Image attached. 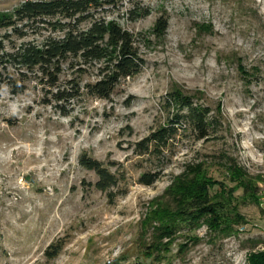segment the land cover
<instances>
[{"label":"rangeland","instance_id":"374dc122","mask_svg":"<svg viewBox=\"0 0 264 264\" xmlns=\"http://www.w3.org/2000/svg\"><path fill=\"white\" fill-rule=\"evenodd\" d=\"M25 1L0 0V19ZM132 9L149 14L130 21ZM95 16L130 32L144 61L109 100L85 94L94 69L64 71L49 87L9 61L21 44L62 32L38 21L0 26V264H246L264 250V0H118ZM69 81L81 95L57 103L52 94ZM177 94L207 110V138L189 128ZM171 124L177 132L161 154L134 151ZM83 155L117 177L113 201L90 186L96 176L80 165ZM231 161L252 190L235 202L244 221L235 232L174 214L167 190L188 166L203 165L201 183L230 188ZM145 173L157 174L150 186L138 182ZM53 244L61 250L48 259Z\"/></svg>","mask_w":264,"mask_h":264},{"label":"trees","instance_id":"16d2710c","mask_svg":"<svg viewBox=\"0 0 264 264\" xmlns=\"http://www.w3.org/2000/svg\"><path fill=\"white\" fill-rule=\"evenodd\" d=\"M117 1H25L12 16H3L0 19V26L12 27L14 31H17L15 27L17 23L38 21L48 24L53 31L62 32V36H48L38 45L21 44L13 53L7 54L9 61L20 69L38 72L49 87L56 86L64 71L80 77L87 74L89 69H94L96 80L85 85V94L91 98L109 100L121 81L138 75L144 64L130 32L124 30L114 19L95 16L97 10L113 8ZM148 14L147 10L139 13L132 9L127 12L130 21ZM82 24H85V27L81 28ZM166 29V21L158 20L156 32L163 34ZM70 81L69 90L58 88L52 94L57 103L66 102L81 95L79 84L72 85ZM13 93L20 94L22 89ZM172 98L178 109L185 110L182 117L189 128L198 133L197 139L207 138L209 128L207 110L197 107L189 98L178 94L172 95ZM176 132L175 125L164 126L137 142L134 151L138 155L161 154L162 149L167 146L169 139ZM79 163L85 170L96 176L95 183L90 186L106 194L109 201H113L116 196L113 189L118 183L115 174L101 162L85 155L80 158ZM228 171L233 183L230 188L226 187L224 182L215 180L201 183L207 179L203 165L188 166L167 190L170 193L171 203L179 209L174 214L183 216L189 225L206 220L205 222L212 230L235 232L236 227L244 222L241 217L233 214L237 208L235 202L238 198H244L252 190L243 182L247 172L235 161L228 164ZM156 179L157 174L145 173L140 176L138 182L141 185L150 186ZM212 190L214 192H211ZM239 190L242 192L241 196L236 195ZM165 207L167 208L163 210L169 209L168 205ZM162 229L165 232L160 239L169 238L171 232L168 226L163 225ZM60 250L61 245L53 244L46 249L45 255L48 259H54ZM246 264H264V250L249 253Z\"/></svg>","mask_w":264,"mask_h":264}]
</instances>
